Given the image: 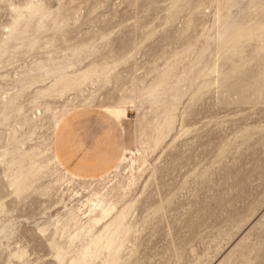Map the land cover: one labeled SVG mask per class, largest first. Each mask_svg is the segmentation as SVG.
Segmentation results:
<instances>
[{
    "label": "rangeland",
    "instance_id": "rangeland-1",
    "mask_svg": "<svg viewBox=\"0 0 264 264\" xmlns=\"http://www.w3.org/2000/svg\"><path fill=\"white\" fill-rule=\"evenodd\" d=\"M88 68L108 71L41 93L62 70ZM120 97L136 105L121 119L128 152L157 127L161 142L100 179L54 181V114L78 105L71 114L107 121L103 106ZM7 105L0 264H70L88 249L90 264L115 253L118 264H264V0H0ZM39 163L47 167L15 192L12 181ZM111 187L104 204L114 210L93 227L91 192ZM107 224L120 245L111 251L91 243Z\"/></svg>",
    "mask_w": 264,
    "mask_h": 264
},
{
    "label": "bare ground",
    "instance_id": "bare-ground-1",
    "mask_svg": "<svg viewBox=\"0 0 264 264\" xmlns=\"http://www.w3.org/2000/svg\"><path fill=\"white\" fill-rule=\"evenodd\" d=\"M34 11V10H33ZM32 12V11H31ZM33 13V12H32ZM21 15V14H20ZM18 18V17H16ZM32 42V41H31ZM218 53V52H217ZM215 64V63H214ZM214 69V68H213ZM64 70H62L60 73H58L55 76V81L52 84L51 87L46 88L44 90L41 91V93L43 95H50V94H59L61 92H63L64 90L70 89L72 86H78L82 83H84L86 80H89L93 77V75H96V78H99L98 74H102V75H106L108 70H96L95 68H88L86 70H84L83 72H81L79 75H69L66 72H63ZM214 71V70H213ZM48 72V71H46ZM76 74V73H75ZM214 81V80H213ZM33 82V81H30ZM159 83V82H158ZM157 83V85H158ZM152 86V85H151ZM155 87V86H154ZM41 88V87H40ZM156 88V87H155ZM153 88H145L144 93H148L150 96V93L152 91ZM157 90V89H156ZM155 90V91H156ZM148 96V95H147ZM155 96V95H154ZM146 97V95H145ZM157 97V96H156ZM155 97V98H156ZM149 98V97H148ZM153 98V97H152ZM87 102L90 103V100H87ZM88 104V103H87ZM82 105V104H79ZM174 105V103L172 104ZM135 107V102L130 99L127 101V97H120L118 99V101L116 102L115 105H104L103 108L105 111L110 112L111 114L115 115V116H120V115H124L125 111L127 109V107ZM175 106V105H174ZM78 107V105H70L65 107L64 109L59 110L57 113L54 114V122H53V128L55 129L56 125L58 124V122L60 121V118L69 110H73L74 108ZM21 108V107H20ZM174 108V107H173ZM171 107V110L173 111V109ZM12 109V106L7 105L4 106L0 109V122L5 118V116L8 114V112ZM19 109V108H18ZM17 111V110H16ZM173 118V116H171ZM158 129H154L157 130L156 134L154 135V137L152 138L151 142L147 143L145 146V142H141L140 143V147L136 148V153L132 150L130 152H128V150L125 151V153L123 154V156L121 157V159L119 160L118 164L116 165V167L114 168V171L118 170L121 165L125 162L128 161V155L127 154H132V159H131V164L133 162H135V160L137 159V157L135 155H138L140 158H144V153L146 151V149H148L151 146H157L162 139V132H161V127H157ZM163 128V127H162ZM163 134H165L163 132ZM48 149H50V159L49 161L52 162L53 164L59 166L57 160L55 159L53 152H52V148H51V141L48 145ZM154 148V147H153ZM25 156L29 157L30 154H27L26 151L23 152ZM129 164V163H127ZM47 167V163L46 164H35L29 173H20L18 175V177L12 181V184L15 186L14 187V191L15 192H21L26 190L29 187L30 184V179L39 171H41L43 168ZM60 167V166H59ZM61 168V167H60ZM77 179L74 177V175L68 174L67 172H65L62 168H61V173L58 176L57 179H55L54 181H66V183L68 184H72L73 180ZM100 179V178H99ZM132 179V178H131ZM81 180V179H78ZM83 181H87V180H83ZM11 184V185H12ZM10 185V184H9ZM51 187V183L47 186H45V190H49ZM114 187L111 188H107L105 189L103 192H99L98 190H92L91 194L95 197L94 200H91L92 204L89 205V211H88V220H90L92 222V226L95 227L96 224L98 223V221L106 216H108L113 210H114V205H110L108 207H106V205L104 204V198L107 197L111 190H113ZM77 194V193H76ZM108 203V202H107ZM126 212L127 210H121L119 212L120 214V222L123 220V218L126 216ZM85 213V212H84ZM68 215L70 217V219H76L77 218V213L74 211L73 208H70ZM55 224V223H54ZM130 229V228H129ZM115 227H112L111 225L107 224L104 225L100 232H98L95 235V240L93 239L91 241L93 247H97L98 245L101 246L102 248H104L105 250H109L111 251L113 248L117 247L119 244H116L115 240H116V234H115ZM42 231V230H41ZM61 231V229H60ZM49 243V242H48ZM127 243V242H126ZM116 244V245H115ZM120 246V245H119ZM119 249V247L117 248ZM124 249V248H123ZM20 251V250H19ZM117 251V250H116ZM124 251V250H123ZM121 252V251H120ZM19 253V252H18ZM21 253V252H20ZM65 254V253H64ZM116 256L118 257V253ZM77 255V254H76ZM75 255V256H76ZM110 255V254H109ZM64 256V255H62ZM115 258H111L109 261L104 262L102 264H118L117 263V259ZM96 258L97 257V252L95 250H83L80 252V254L78 255L77 258H75L72 263L70 264H90V262L92 261V258ZM109 258V257H108ZM61 260H63L60 257ZM121 259V258H120ZM59 260V259H58ZM60 260V261H61ZM67 262V261H66ZM70 262V261H69ZM69 264V263H68Z\"/></svg>",
    "mask_w": 264,
    "mask_h": 264
},
{
    "label": "crops",
    "instance_id": "crops-1",
    "mask_svg": "<svg viewBox=\"0 0 264 264\" xmlns=\"http://www.w3.org/2000/svg\"><path fill=\"white\" fill-rule=\"evenodd\" d=\"M80 108L71 109L60 118L53 131L52 152L68 174L81 180L95 179L117 162L115 168L127 150L129 135L126 125L121 123L127 111L115 116L101 109L108 119L96 118L95 121L87 112L71 114Z\"/></svg>",
    "mask_w": 264,
    "mask_h": 264
}]
</instances>
